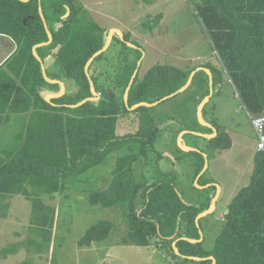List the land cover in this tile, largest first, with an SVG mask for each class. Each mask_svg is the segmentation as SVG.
Wrapping results in <instances>:
<instances>
[{"label":"trees","instance_id":"obj_1","mask_svg":"<svg viewBox=\"0 0 264 264\" xmlns=\"http://www.w3.org/2000/svg\"><path fill=\"white\" fill-rule=\"evenodd\" d=\"M192 3L218 59L215 66H203L213 75L214 90L229 77L249 114L253 118L264 116V0ZM40 9L53 42L38 48L37 54L44 64L53 60L50 71L45 65L51 80L74 82L73 91L50 102L45 97L59 93L61 86L44 79L41 62L33 54L36 45L49 41ZM78 13L80 10L71 0H0V34L10 36L17 44L16 52L0 67V128L11 115L28 117L19 145L0 157V200L21 195L31 202L30 230L42 241L31 238L29 243L39 253L50 248L56 208L45 203L43 196L64 194L68 179L81 176L104 161L109 168L118 155L110 187L90 191L89 202L103 208H122L129 228L124 243L147 247L150 239L156 238L158 246L170 244L173 264H213L211 256L217 264H264V151H257L253 158L250 184L228 206L213 250H205L202 243H190L187 239H200L196 218L210 208L214 195L192 205L179 196L176 178L160 179L144 187L136 180L135 165L141 157L148 159L147 146L153 147L159 136L148 114L151 108L135 110L142 114L138 133L117 135L119 117L131 112L124 102V93L142 57L141 48H131L123 42L133 59L115 78L121 94L108 92L93 73V66L104 57L103 53L91 64L89 74L96 91L104 97L70 108L92 96L85 66L105 46L108 35L95 22H79ZM125 38L129 41L127 35ZM192 71L155 66L143 79L137 75L129 92V107L142 102L152 104L175 93L186 84ZM193 83L206 88L204 95H209V76L204 71L195 75ZM208 141L214 149L226 150L231 145L226 132H218ZM192 153L202 156L201 152ZM194 165L193 182L204 162L195 160ZM140 196L142 203L137 206ZM114 227L111 220L97 222L79 239L78 246L107 240ZM175 241L181 256L201 260L176 255L172 247ZM2 251L8 256L15 249L6 247Z\"/></svg>","mask_w":264,"mask_h":264},{"label":"rangeland","instance_id":"obj_2","mask_svg":"<svg viewBox=\"0 0 264 264\" xmlns=\"http://www.w3.org/2000/svg\"><path fill=\"white\" fill-rule=\"evenodd\" d=\"M71 1L80 10L77 17L79 22H95L108 35L111 29L120 30L123 34L122 40L119 33H114L104 57L93 66V73L99 84L103 85L108 92L114 91L121 94L116 87L115 78L123 71L129 60L133 59L131 55H128L129 49L124 46L125 44L131 48H141L139 79H143L155 66H173L194 71L205 64L214 65L218 62L207 29L198 17L192 0ZM69 12L68 9V14ZM125 35L129 37V41H126ZM48 66L50 71L52 64ZM65 81L66 92L73 91L74 82ZM206 90L200 84L193 83L183 93L154 107H149L151 109L148 114L154 120L159 136L153 147L147 146L148 159L141 157L135 165V177L143 187L150 186L160 179L176 178L179 194L186 203L192 205H199L206 193H212L199 188L206 182H215L214 185H218L216 195L219 197L217 209L200 221L204 237L201 243L203 248L209 251L215 247L216 239L225 222L224 217L228 206L238 193L250 184L253 156L258 149V137L251 123V117L248 115V109L239 100L231 79L226 77L223 79L221 88H216L213 96L206 103L203 109V120L216 128L218 132L231 134L233 144L226 150L210 148L208 139L197 135L199 133L213 134L212 129L204 126L198 116L200 105L209 96L204 95ZM97 94L100 98L104 97L98 91ZM141 119L142 114L135 110L120 116L117 135L138 133L142 129ZM186 131L188 133L184 135V143L200 151L203 159L179 147L178 138ZM195 160L204 162L205 173L202 179L197 180L198 185L195 179L193 182L196 173ZM190 190L196 193L193 199H190ZM90 191L88 190V194ZM68 193L69 197L62 194L42 197L45 203L55 206L53 234L58 238V242L62 236L60 240H64L62 243L66 245V248L57 249L58 252L54 254L55 264H80L78 259L82 254L79 252L77 242L92 225L106 219V215L114 221L115 228L118 226L119 230L125 229L123 218L116 211L110 208H90L85 194L70 191ZM140 197L135 203L137 206L142 203L143 197ZM1 214H5L6 217L0 218V264H53L46 251L39 253L29 243L31 238L42 241L41 237L30 230L32 214L30 201L21 195L2 198L0 200ZM112 238L115 239V237ZM112 238L107 240L110 241ZM158 243L159 240L152 237L147 247H137L132 242L128 243L131 246H118L114 250V256L123 261L112 259L109 263L166 264L164 255L168 260L173 261L169 250L170 244L160 248L157 247ZM6 247L15 249L14 253L6 256L2 251ZM62 253L64 258L60 256Z\"/></svg>","mask_w":264,"mask_h":264},{"label":"crops","instance_id":"obj_3","mask_svg":"<svg viewBox=\"0 0 264 264\" xmlns=\"http://www.w3.org/2000/svg\"><path fill=\"white\" fill-rule=\"evenodd\" d=\"M16 50H17V44L15 43V41L8 35L0 34V67L16 52ZM215 54H216V52H215ZM51 60L52 59H48L46 61L47 67H49L48 66L49 64H52L53 60H52V62H51ZM44 65H46V64H44ZM231 82H232V80H231ZM232 84H233V82H232ZM234 88H235V86H234ZM235 90H236V88H235ZM236 92H237V90H236ZM237 94H238L239 100L242 102L238 92H237ZM248 115L251 117V120H252L253 117L251 116V114H248ZM27 119H28V117L24 116V115H11V117L0 128V157H3L6 152H9L12 149H15L19 145V143L21 142L22 132L24 130V124L27 121ZM217 132H218V130H217ZM230 135L231 134H229V136ZM230 139H231V137H230ZM232 144L233 143L231 140L230 147L232 146ZM257 151H258V149H257ZM190 152H193V151H190ZM256 152H255V154H256ZM112 154H118V153L113 152ZM255 154H254V156H255ZM117 156L114 158V160L112 161L111 166L109 168H106L105 161H104L102 164L91 169L87 173H85L81 176H76V177H72V178L68 179V181H67L68 189L65 192V194H62V196L69 197V195H70L68 193L69 191L70 192H81L87 196V200L89 202L88 190H91V191H105V190H107L110 187L112 180H113L112 172L116 168ZM254 156H253V158H254ZM199 175L195 178L197 185H198L197 180L202 179L204 174L201 176H199ZM214 183L215 182H209V183L206 182V183H204V186L202 185L199 188L201 190H205L206 192L212 191V193H206V195H204L203 200L209 195H212V196L214 195V198H215L218 188H217V185L216 186L214 185ZM212 187H215V190H213ZM190 191H191L190 192V196H191L190 199L195 198L196 193L193 192L192 190H190ZM214 198H213V200H214ZM218 199H219V197L217 198V202H218ZM89 204H90V202H89ZM89 206H90V208H94V209H97V208L104 209L101 205L93 206L90 204ZM110 209L116 211V213L118 215L120 214L122 216L125 229L119 230L118 226L116 228L114 227L115 230L112 232V234L110 235L109 238L115 237V239L112 238V240H110V241L106 240L104 242H100L99 244L97 242H93L90 246L79 247V252L82 254L81 257L78 259V262H80V264H82V263L86 264L87 262H89L88 264H114V263H109V261L112 259L123 261L122 259L114 256V250L118 246H125V247L131 246L128 243H124V239L128 238L129 228L127 226V222L125 220V216H124V213L122 211V208L121 207H112ZM216 209H217V203H216L215 211H216ZM227 211H228V209H227ZM227 211L225 212V215L227 214ZM104 213L106 215L105 210H104ZM103 220H110V219L106 215V219H103ZM200 221H199V223H200ZM118 232H119V234H117ZM61 237L59 238V242H58L57 241L58 238L55 237V234H53V236H52L50 248L46 252L47 255H50L51 263L53 262L54 254L56 252H58L57 249L66 248L65 243H62L64 240L63 241L60 240ZM157 247H160V246L157 245ZM79 252L77 253V255L79 254ZM60 256H62L64 258V253L60 254ZM164 257H165L164 261L167 262L166 264H173L170 260H168L166 258L165 255H164ZM107 258H108V260H106ZM94 259H96V260H94ZM53 264H55V263L53 262Z\"/></svg>","mask_w":264,"mask_h":264},{"label":"water","instance_id":"obj_4","mask_svg":"<svg viewBox=\"0 0 264 264\" xmlns=\"http://www.w3.org/2000/svg\"><path fill=\"white\" fill-rule=\"evenodd\" d=\"M22 1H27V0H22ZM40 14H41V17H42V19H43V21H44L45 27H46V29H47V34H48V37H49V41L46 42V43H42V44H38V45H36V46L33 48V54H34V56H35V57L41 62V65H42V72H43V77H44V79H45L47 82H49V83H52V84L57 83V84H59V85L61 86V90H60L59 93L48 94V95L45 97V100L48 101V102H50L51 99L61 97L62 95H64V94L66 93V85H65V83L62 82V81L51 80V79L48 77L46 67H45L44 63L42 62V60L40 59V57H39L38 54H37V49H38V48H40V47H44V46H48V45L52 44V42H53V36H52V34L50 33V31L48 30V28H47V22H46V19L44 18L43 14H42V10H41V9H40ZM115 32H116V33H119V34L121 35L120 38L123 40V34H122V32H121L120 30H117V29H111L110 32H109V35H108V38H107V41H106L105 46H104L101 50H99L98 52H96V53H95V54L89 59V61L87 62L86 66H85V73H86V75H87V77H88V79H89L90 90H91V94H92V96L86 98L85 100H83L82 102H80V103H78V104H76V105H70V108H77V107H80V106L84 105V104L87 103V102H90V101H97V100L100 99V96L97 94V91H96V87H95L94 81L92 80V78H91V76H90V74H89V68H90L91 64L93 63V61H94L97 57H99L100 55H102L103 53H105V52L108 50V48L110 47V44H111V42H112L113 35H114ZM140 65H141V60L138 62V68H137L136 71L134 72V74H133V76H132V79H131V81H130V84H129V86L127 87V89H126V91H125V94H124V102H125L126 106L128 107V109H129L130 111H132V110H136L137 108H140V107H154V106H156L157 104H159V103H161V102H164V101H166V100H168V99H171V98L175 97L176 95H178V94H180V93H183L184 91H186V90L188 89V87H190V85H191L192 82H193V79H194L195 75H196L198 72H200V71H204V72H206L207 75L209 76V96L205 99V101L202 103V105H200V107H199V109H198V116H199V119H200V121L202 122V124H203L204 126L209 127V128L212 129L213 134H212V135H205V134H201V133H199V134L194 133V134H197L198 136H203V137H205V138L208 139V140H211L212 138H215V137H216V135L218 134L217 129L214 128L212 125L207 124V123L203 120V109H204L206 103L209 102V100L211 99V97H212L213 94H214V81H213V75H212L210 69H208V68H203V67H198L197 69H195L194 71H192V73L190 74V77H189L188 81L186 82V84H185L182 88H180V89H179L178 91H176L175 93H173V94H171V95H169V96H167V97H165V98H163V99H161V100H159V101H157V102H155V103L150 104V103L142 102V103H139V104L134 105L133 107H129V92H130L131 86H132L133 83H134L135 78H136L137 75H138V69H139ZM186 133H188V132H187V131H186V132H183V133L181 134L180 138H178L179 147H180L183 151H185V152H190V151H193V152H200V151H198V150H196V149H192V148L186 146V144L184 143V140H183V139H184V135H185ZM205 157H206V156H205ZM204 173H205V171L203 170V172L201 173V175H203ZM217 188H218V185H217ZM179 196H181V195L179 194ZM217 198H218V197H217V195H216L215 198H214V200L212 201V204L210 205V208H209L207 211H205L204 213H201L200 215H198L197 218H196V224H197V226L199 227V233H200V236H201L200 239H198V240L187 239L189 242H191V243H201V242L204 240V239H203V238H204V237H203V232H202L201 229H200L199 221H200L202 218L208 216L209 214H212V213L215 211L216 203H217ZM227 213H228V211H227ZM172 247H173V249H174L176 255L181 256V254H180L178 248L176 247V242H173ZM181 257H182V258L189 259V260H196V261H200V260H201V258H198V257H186V256H181ZM209 259H211V260L213 261V264H217V263H216V258H215L214 256L209 257Z\"/></svg>","mask_w":264,"mask_h":264},{"label":"built area","instance_id":"obj_5","mask_svg":"<svg viewBox=\"0 0 264 264\" xmlns=\"http://www.w3.org/2000/svg\"><path fill=\"white\" fill-rule=\"evenodd\" d=\"M251 123L258 137V151H264V116L253 118Z\"/></svg>","mask_w":264,"mask_h":264}]
</instances>
